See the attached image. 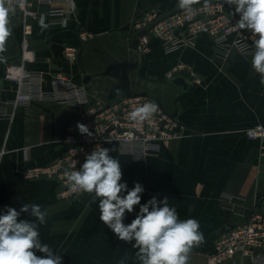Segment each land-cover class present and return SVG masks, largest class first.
Listing matches in <instances>:
<instances>
[{
	"label": "crops",
	"instance_id": "0c3cea01",
	"mask_svg": "<svg viewBox=\"0 0 264 264\" xmlns=\"http://www.w3.org/2000/svg\"><path fill=\"white\" fill-rule=\"evenodd\" d=\"M177 5L178 0H78L71 9L67 4L32 3L45 23L34 24L30 44L36 59L27 69L42 75L45 92L53 90L55 78L64 76L85 87L94 105L109 103L121 93L149 94L185 125L181 139L162 145L145 160L110 155L121 165V182L129 189L138 182L145 189L141 204L167 196L180 219L198 220L204 242L192 249L188 264H208L223 229L243 223L251 209L264 214V148L247 136L256 125L264 126V85L251 67L252 55L231 49L227 58L219 57L208 36L172 52L153 40L147 53L137 52L131 45L135 23L148 12L165 13ZM53 8L65 10L66 27L49 16ZM10 19L13 34L0 60V108L6 106L8 114L14 112L10 104L18 87L4 74L20 58L22 11L16 7ZM83 32L94 37L84 40ZM55 44L64 48L61 57L55 55ZM69 48L76 50L73 59L65 56ZM179 66L183 70L168 79ZM176 77L193 81L184 89L173 83ZM80 113L69 104L38 100L17 108L12 119L0 114V213L8 206L19 211L26 203L47 210L41 241L62 257V264H119L125 257V264H139L136 250L99 220L98 200L92 202L86 193L64 201L57 182L25 176L28 168L59 156ZM138 211L136 206L126 214L124 223ZM20 219L35 220L27 213ZM256 256L264 264V245ZM235 264L256 263L238 256Z\"/></svg>",
	"mask_w": 264,
	"mask_h": 264
},
{
	"label": "built area",
	"instance_id": "2783aa9c",
	"mask_svg": "<svg viewBox=\"0 0 264 264\" xmlns=\"http://www.w3.org/2000/svg\"><path fill=\"white\" fill-rule=\"evenodd\" d=\"M78 0H24L23 6L17 5L23 15V37L20 43L21 53L19 64H8L4 78L17 84V96L10 104L12 113L6 112V106L0 108V114L12 119L17 108L28 106L38 100H52L72 105L80 109L78 123L85 124L93 133L92 137L82 135L77 124L68 128L62 150L57 158L42 166H32L27 169V179H47L58 183L59 198L64 201L80 199L86 193H73L66 184L64 172L78 169L85 156L95 147L110 150L109 154L120 153L134 160L142 161L156 155L162 145L181 139L185 133V125L174 115L168 113L160 101L149 94H124L115 97L106 104L90 103L85 87L73 84L68 78L58 76L53 80V90L49 93L42 88L43 77L27 69V65L36 59V53L30 44L34 24L45 23V18L39 16L31 4L53 5L67 4L75 9ZM195 11L187 13L181 10L172 16L161 20L150 30L143 32L136 40L134 49L141 53L150 50L153 40L161 43L166 52H172L191 45L196 39L208 36L213 40L216 54L227 58L231 49L245 56L252 55L253 41L257 38L248 30H238L235 27L239 14H235V6H229L224 0H215L193 6ZM162 13L148 12L134 25V33L147 29ZM49 16L60 19L67 26V15L63 8H53ZM133 33V34H134ZM94 36L82 33L84 40ZM75 49H67L65 56L73 59ZM183 70L177 67L167 75L173 79ZM147 101H153L159 106V111L144 122H133L128 113ZM251 140H258L264 148V126L256 125L247 131ZM264 245V214L254 208L244 215V222L227 227L216 237L213 251L208 257V264H235L238 256L251 259L258 263L257 251Z\"/></svg>",
	"mask_w": 264,
	"mask_h": 264
},
{
	"label": "clouds",
	"instance_id": "9594fccd",
	"mask_svg": "<svg viewBox=\"0 0 264 264\" xmlns=\"http://www.w3.org/2000/svg\"><path fill=\"white\" fill-rule=\"evenodd\" d=\"M23 2L0 0V60L4 59L6 42L13 34L10 18ZM196 3L198 0H178V7L192 13ZM224 3L235 6V14H239L235 27L257 37L253 41L251 67L264 85V0H224ZM158 111L155 102L147 101L130 111L128 118L144 122ZM77 128L82 135L93 136L85 124L78 123ZM109 152L108 148L95 147L78 169L66 170L68 189L88 193L92 202L99 201V220L120 241L136 250L139 264H188L192 249L204 242L198 220L180 219L167 196L159 200L154 196L141 204L145 189L138 182L131 189L121 182V165ZM136 206L139 211L135 218L125 224L126 214L133 213ZM22 213L35 220L20 219ZM46 217L47 210L34 203L24 204L19 211L8 206L0 213V264H62V257L41 241L40 226L46 224ZM125 260L126 257L121 258L119 264H125Z\"/></svg>",
	"mask_w": 264,
	"mask_h": 264
},
{
	"label": "water",
	"instance_id": "95a60500",
	"mask_svg": "<svg viewBox=\"0 0 264 264\" xmlns=\"http://www.w3.org/2000/svg\"><path fill=\"white\" fill-rule=\"evenodd\" d=\"M212 1H215V0H198V3H196L195 5L197 4H200V3H207V2H212ZM182 9H180L178 7V5L173 8L172 10L168 11V12H165V13H162V15L154 22L152 23L147 29H144L142 31H138L136 33L133 34L132 38H131V45L132 47L135 46V43H136V40L137 38L143 33V32H146L148 30H150L155 24H157L158 22H160L161 20L163 19H166L170 16H172L173 14L181 11ZM54 48L56 49V56L58 57H61L62 55V51L64 50L63 47H61L60 45L58 44H55L54 45ZM16 64H19V61L16 62ZM89 78L87 77L86 80H88ZM193 81V78H190L188 80L184 79L183 77H176L174 80H173V83L179 85V86H182L184 89H187L189 84ZM88 81H85V83H87ZM88 84V83H87ZM124 96V93H121L120 95H118V98H121Z\"/></svg>",
	"mask_w": 264,
	"mask_h": 264
}]
</instances>
